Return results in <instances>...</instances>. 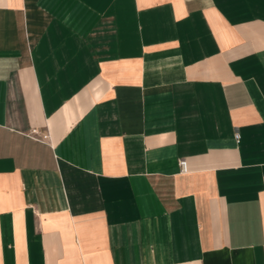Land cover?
Instances as JSON below:
<instances>
[{"label":"crops","instance_id":"1","mask_svg":"<svg viewBox=\"0 0 264 264\" xmlns=\"http://www.w3.org/2000/svg\"><path fill=\"white\" fill-rule=\"evenodd\" d=\"M0 264H264V0H0Z\"/></svg>","mask_w":264,"mask_h":264},{"label":"built area","instance_id":"2","mask_svg":"<svg viewBox=\"0 0 264 264\" xmlns=\"http://www.w3.org/2000/svg\"><path fill=\"white\" fill-rule=\"evenodd\" d=\"M31 136H33V138H37L36 135H38V132L36 130H32V134H30ZM48 137L47 133L43 134L42 136H40V139H46ZM179 163V167H180V171L182 172H186L187 171V163L184 159H180L178 161Z\"/></svg>","mask_w":264,"mask_h":264}]
</instances>
